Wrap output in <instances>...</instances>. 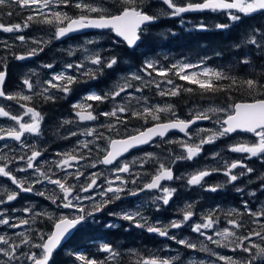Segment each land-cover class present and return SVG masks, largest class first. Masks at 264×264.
Segmentation results:
<instances>
[{
	"label": "snow or ice",
	"instance_id": "6c2138e0",
	"mask_svg": "<svg viewBox=\"0 0 264 264\" xmlns=\"http://www.w3.org/2000/svg\"><path fill=\"white\" fill-rule=\"evenodd\" d=\"M13 5L18 11L0 12V15L11 20L14 15H20L19 10L29 11L18 22L0 20V32L12 34L9 38L11 43L9 39H0V119L10 121L0 123V142H4L0 143V181L10 182H0V264H54L59 252H65L73 264H124V254L119 247L103 236L90 238L101 241L96 244V252L90 251L87 241L77 247L71 246L70 242L79 233L90 226L101 225L102 214L174 241L193 253L207 254L208 259L200 260L190 255L187 264H264V205L253 208L248 199L242 201L241 208H230L224 212L223 221L216 207L198 213L194 202L185 203L179 209L178 218L167 223L151 220L142 207L105 212L110 205L142 193H152L148 203L159 212L178 198L179 187L166 183L177 180H184L186 187H198L211 193L220 192L230 185L237 193L256 197L255 190H246L255 176L259 181L257 187L264 193V171L258 172L247 163L255 158L264 164V27H252L245 32L242 42L233 45L240 50L236 53L237 63L252 69L243 79L221 67L209 66L207 62L213 59L212 56L201 57L197 62L185 60L168 65L152 59L143 61L136 71L122 78L123 83L117 81L108 91L89 90L84 93L72 104L74 119H64L60 127L96 122L101 117L107 122L80 129L69 127L65 139L80 136L84 139H78L76 147L69 151L57 152V159L53 161H41L47 149L28 140L29 136L43 135L45 117L35 100L55 102L67 98L73 91V85L87 82L84 78L97 79L107 70L114 69L120 58L115 54L105 55L106 49L87 47L98 46L99 39H86L83 51L87 55L82 60L66 62L58 71L53 63L41 65L52 70L43 80H34L37 73L29 69L22 75L18 91L8 90L6 83L9 59H32L42 53L52 40L91 29L98 30L101 38L105 32L113 34V45L123 44L135 49L144 45L150 26L162 18H179L183 25L186 23L184 14L187 13H220L227 22L216 23L214 28L226 31L233 25H239L245 17L264 15V0H157L155 10L151 0H111L110 4L105 0H0V9ZM65 9L75 11L70 13ZM38 25L51 27L52 33L47 40L24 34L27 29ZM193 28L210 30V26L203 22L193 25ZM16 42L32 46L18 52L15 50ZM67 54L76 55L73 50ZM214 55L220 57L222 52L217 51ZM257 66L262 68L259 74L255 72ZM177 80L195 88L179 84ZM134 81L140 82L139 85ZM149 88H154L160 97H178L182 92H195L207 99L222 94L223 99L207 107L190 109V118L184 119L177 115L172 104L151 103L149 96L144 94ZM241 89L248 93L249 99L234 100L233 94ZM133 100L140 107L133 105ZM105 103L113 106L107 111H99V105ZM161 113L171 114L172 118L161 121ZM133 118L145 124L149 121L154 123L143 130L129 132L128 123ZM200 121H210L214 127L198 126L190 132L189 129ZM172 130L183 133L184 138L165 140ZM237 132L250 133L255 138L252 142L227 146L228 152L242 154L240 157L226 159L216 151L210 156L217 162L216 166L198 168L186 176L176 175L174 165L178 162L195 160L204 152L205 145ZM156 138L163 144L179 145L181 151L144 152L143 156L131 160L125 158L132 149L153 145ZM156 147L159 148L160 144ZM43 164L49 167L44 168ZM145 165L155 167L151 172L135 171L136 167L143 169ZM99 166H104L110 175L88 171ZM21 173L24 175H19ZM213 175H222L225 180L210 183L207 178ZM238 181H243V186ZM129 184L136 187L129 188ZM37 185L52 187L37 188ZM22 194L44 198L53 210L39 208L35 203L23 208L11 206ZM102 226L107 229L119 227L113 221L104 222ZM185 227L203 239L199 242L178 239L172 232ZM6 229L13 231L9 233ZM220 248L242 255H224L216 251ZM130 252L135 258L129 257L128 264H184L179 253L141 255L135 250Z\"/></svg>",
	"mask_w": 264,
	"mask_h": 264
},
{
	"label": "flooded vegetation",
	"instance_id": "af4514ba",
	"mask_svg": "<svg viewBox=\"0 0 264 264\" xmlns=\"http://www.w3.org/2000/svg\"><path fill=\"white\" fill-rule=\"evenodd\" d=\"M15 7L16 6L13 5L11 8H5L4 10L5 11H9V10L13 11V8H15ZM24 12L27 14L28 11H24ZM97 34H100V33L99 32H88V33H85L82 35L71 36L70 38L64 39L62 41L57 40L50 45L51 47H49V48L46 47L42 53H40L38 56H36L32 59L43 60L44 62H47V63H58L64 57V52L62 51V48H61L64 46V44H67L69 41L74 40V39L92 37V36L97 35ZM9 42L11 43V41H9ZM55 44L59 45V47H55ZM109 45H111V42L109 43ZM17 51L19 52L21 50L18 49ZM25 61H16L13 59H9V69H8L9 75H8V80L6 82L8 90L18 91L19 82L21 79L20 76L22 75L20 73L22 70L21 66H22V63H24ZM110 78H111L110 73L105 74L104 77H102V75L98 76V81L95 84V86L99 89H102L101 84L106 82V85H108ZM74 86L75 85H73V87ZM93 87H94V85L87 86L84 89H78L76 87L72 91L73 95L68 97L67 100L59 99L55 102H44V101L39 100V99L35 100V104H36L38 110H41L42 114L45 117L44 122L42 124L43 135L38 136V137L37 136H29L28 140H29V142H35L41 148L47 149L44 157L41 158V161H43V160L53 161V160L57 159L55 154L57 152H62V149L66 144L77 141L78 139H81L83 137V136L70 137L69 139H65L64 137L66 136V133H65L66 126L60 127L61 122L59 120H60V115L70 112V110L72 109L73 102L78 100L84 93L88 92L89 90H92ZM4 103H13V102H4ZM13 107L15 108L14 104H13ZM175 109H177V108H175ZM70 113H72V111ZM178 116H180V115L178 114ZM183 117L185 119L190 118V116H186V115H182V118ZM170 118H172V117H170ZM25 119H27V118H25ZM167 119L163 117V118H161V121H165ZM0 123H10V121H5V120L0 119ZM86 123H90V122H86ZM153 123H154L153 121H149L147 124H145L144 122H139V123L138 122H136V123L130 122L129 125H134L136 129L143 130L146 127L152 126ZM204 124L205 123L199 124V125H204ZM193 128L194 127L189 129V131L191 132L193 130ZM129 132H131V131H129ZM172 136L184 138V134L174 132V133L168 134L165 137V140L171 139ZM235 136H252V134H250V133H234L228 137H235ZM0 143H4V142H0ZM9 143L14 144V142H9ZM156 144H160V147L159 148L156 147ZM169 149H170V147H167V144L161 143L160 139L156 138V141L153 143V145H151V146L144 145L141 148L133 149L125 155V158L131 160V159L137 157V155L143 156L144 152H156L159 154L163 151L166 153ZM253 159L256 160L255 158H253ZM43 167L48 168L49 165L43 164ZM154 167H155V165H145V167L143 169L136 167L135 171H139L142 173L143 172H151V171H153ZM179 169L176 165H174V171H175L176 175H177V172L179 171ZM88 171L89 172L99 171V172H103V173L110 175V173H107V169L104 166H99L97 169H88ZM19 175H24V174L21 173ZM221 178H225V177H223L221 175ZM81 179L83 180V177ZM146 179H147V177H146ZM0 182L10 183L7 181H0ZM182 182H184V181H182ZM166 183L175 186V181L166 182ZM238 183H240V182H238ZM41 187L51 188L52 186L51 185H44V186L37 185V188H41ZM128 187L129 188H135L136 185L129 184ZM178 187H179V193L183 194V196H186V198L185 197L183 198L182 196H180L178 194V198H174L175 203H170L169 206L162 207V209L169 210L168 213H164L166 220L178 218L179 215L176 214L175 211L180 209V207L182 206V204H184V202L186 200H189L190 202H192V199H190V198H194L196 196L195 191H192V192L191 191H185V190H183V189H185L184 187H180V186H178ZM250 189L257 191L258 193L260 192L259 188L257 189V188H254L253 186H248V189H246V190H250ZM198 193H197V195H198ZM200 194L203 195V198L200 197L201 200L209 199L211 202H215L218 200L219 203L224 207L222 210V213L220 214L222 221L225 219L223 213L226 212L230 208H241L242 207V201L244 199H248L250 201H251V199H253V201L251 202V205H250L253 208H257L258 206L260 207V205H262L264 202V193H262V195L258 194L256 197L244 196L240 193H237L234 190V188L230 185L227 186L225 189L221 190L220 192H217V193L207 192L206 194H204V193H200ZM151 195H152V193H142L140 196H137V197H128L122 201H118L115 204L110 205V208L106 209L105 212H107L109 210L119 211L121 208L134 210L136 207H142L145 210V214L149 215L151 220H155L158 218L161 219V215L156 214L157 212L155 211V208L150 203H148L149 197ZM188 197H190V198H188ZM261 197H263L262 198L263 200H258V198H261ZM97 199H100V198L97 197ZM32 203H35L39 208H46L49 211L53 210V206L50 205L49 201L45 200L42 197L34 196L31 194H22L20 196V198L17 201L13 202V204L11 206H15L17 208H23V207L28 206L29 204H32ZM88 203H90V202H88ZM198 204L201 205L200 202H198L197 205ZM108 221H113L114 223L118 224L119 227L113 228V229L104 228L102 226L103 223L108 222ZM162 223H164V222H162ZM47 227H48V225L46 223V225H45L46 230H47ZM126 229H128V230H126ZM6 231L11 233V231H13V230L6 229ZM172 232L176 236H179V235H181L182 237L187 236L188 239L195 242V235H194L195 233H192L188 227H185L181 230H172ZM93 236H103L105 238V240L114 242L115 245H117L119 247L120 251L124 254V264H128L129 257H131L132 259L135 258V257L131 256L130 250H135L136 252L140 253L141 255H144L147 253H155V252H159L160 255H163L165 253H169L172 251V250L171 251H165V250L171 249L170 247H172V246L169 247V245L171 243H174V241L160 237L156 234H149L142 229L130 227L129 223L126 221H122L120 219L110 217L106 214H102L101 225L90 226L89 229L79 233L77 235V237L74 238V240L70 242L71 246L77 247V246L84 244L87 241L89 244L90 251L96 252V244L100 243L101 241L90 240V238ZM147 242L153 243V245H154L149 250H147V248H146ZM163 244H165V246H166L165 249L163 248ZM219 251L224 255H239L240 254V253L234 254V253L230 252L228 249H223V248H220ZM187 252L192 254V252L188 249H187ZM198 254H201V253H198ZM55 259H60V262L58 264H73V261L68 257V255L65 252H59L55 256Z\"/></svg>",
	"mask_w": 264,
	"mask_h": 264
},
{
	"label": "trees",
	"instance_id": "16d2710c",
	"mask_svg": "<svg viewBox=\"0 0 264 264\" xmlns=\"http://www.w3.org/2000/svg\"><path fill=\"white\" fill-rule=\"evenodd\" d=\"M106 4H110L111 0H105ZM153 9L157 7V0H151ZM0 9V12L6 13L7 11ZM15 7L13 11H17ZM20 15H14L11 20L6 15H0V20L5 23L12 22L13 20L19 21L26 14L24 11L19 10ZM186 23L181 25L179 18H162L155 25L150 26V32L144 45L139 48L129 49L125 45H113V35L107 33L108 43L111 42V50L108 54H115L120 58V62L124 61L131 68L140 67L145 60H150V57L159 58V52L167 51L175 55L177 58H186L190 61L199 60L204 56H212L213 59L207 63L211 67H221L224 70L236 75L243 79L252 71L251 68H244L237 63L238 57L236 55L239 49L233 47L234 44L242 42L244 34L252 27H264V15H254L253 17H245L239 25H233L226 31H219L214 28L216 23H225L227 19L220 13H199V14H184ZM206 23L210 26L208 31H197L193 25L197 23ZM174 33V34H173ZM220 51L222 55L216 57L215 52ZM122 65L118 64L116 70H122ZM262 71L261 66L255 67V72L259 74ZM177 83L184 84L189 87L195 86L187 85L185 81L177 80ZM223 99L222 94L211 99L201 98L198 93L182 92L178 97H169L170 104L177 108V111L184 115L185 108L197 103L210 104L219 103ZM233 99L236 101L249 99L248 93L241 89L233 94ZM250 166L257 169L258 172L264 171V164L252 159L249 161ZM255 178V177H254ZM259 181L253 179V183L248 186L257 188ZM242 184V182H240ZM259 195H262L259 192ZM153 243L147 242L146 248L149 250ZM60 259H55L54 264H58Z\"/></svg>",
	"mask_w": 264,
	"mask_h": 264
},
{
	"label": "rangeland",
	"instance_id": "374dc122",
	"mask_svg": "<svg viewBox=\"0 0 264 264\" xmlns=\"http://www.w3.org/2000/svg\"><path fill=\"white\" fill-rule=\"evenodd\" d=\"M65 10L66 11H70V13L75 11L73 9H65ZM22 11H29V10L28 9H24ZM12 22H17V21L13 20ZM51 33H52V29H51L50 26L38 25V26H36L34 28L27 29L24 34L26 36H29V37H38V38H42L44 40H47L48 37L51 35ZM11 36H12V34L0 32V39H9ZM93 38L99 39V45L98 46H87V47H89V48L98 47L100 49H106L107 51L104 52V54L108 55V52L111 50V47L109 46V43H108L109 41H108L107 33H104L102 38L100 37V34H97V35H94L92 37L74 39V40L69 41L67 44H64L63 47H61L62 51L64 52V57L58 63H53L56 66L55 70H57V71L60 70L61 67L66 62H76V61L82 60L83 57L85 55H87V53H85L83 51V48L85 47L84 41L86 39H93ZM9 41H11V40L9 39ZM55 41H57V40H52V42L50 44H48L47 46H45V48L46 47H48V48L51 47L50 45L53 42H55ZM31 46L32 45H30V44L27 45V46H22V45L19 44V42H16L15 50L17 51L19 49L21 51H24L25 47H31ZM55 47H59V45L55 44ZM69 50L75 51L76 55L69 56L67 54ZM159 54L161 55L159 58L150 57V60L159 59L161 64H163V65H168V64H170L172 62H176V61H185V60L190 61L189 59H186V58H177V57H175L174 54H172L170 52H167V51H161V52H159ZM165 57H167V59H165ZM199 60L191 61V62H197ZM45 63H47V62H44L43 60H37V59L26 60L24 63H22V66H21L22 70H21L20 73L23 75L24 73H27L29 71V69H33L37 73V76H34L33 79L35 80V79L39 78V79L43 80V79L47 78V73L52 71V70L44 69V68L41 67V65H43ZM118 64L122 65L121 66L122 70L117 71L116 70V66H115L114 69L107 70L102 75V77H104V75L107 74V73L111 74V78H110V81L108 82V85H106V82L101 84V86H102L101 88L102 89H99V88H97L95 86V84L98 81V77L95 80H90V79L84 78V79L87 80V82H82V83L75 84L73 89L76 88V87L78 89H84L87 86L94 85L92 90L99 91V92L108 91L109 89H111L116 84L117 81H120L121 83H123L122 78L126 77V76H129L131 72L136 71L137 68H138V67L137 68H131L128 64H125L124 61H121ZM89 66H91V65H89ZM22 75L20 77H22ZM133 83L138 86L140 82L134 81ZM18 90H20V88ZM144 94L149 96L150 101L153 104H161V105H163L164 103H169L170 104L169 97H160V96L156 95L154 88L146 89ZM71 95H73V92L68 97H70ZM137 95L139 96L141 94L137 93ZM68 97L67 98H62V100H67ZM125 99L127 100V97H125ZM132 103L136 107H140V105L136 104L135 100H133ZM112 106L113 105L111 103L101 104V105H99V109L98 110L99 111H107ZM207 106H208V104H202V103H197V104H194V105L192 104V105H190L189 107H187L185 109L184 115L189 116V110L190 109L195 110L197 108H203V107H207ZM71 111L73 113V109H71L70 112ZM175 111H176L177 115L179 114L180 115L179 117L182 118V115L177 111V109H175ZM70 112L60 115V120L59 121L62 122L66 118H73L74 119V116ZM163 117L166 118V119L167 118L170 119L171 114L161 113V118H163ZM102 122H107L104 117H101L96 122L72 125V127L71 126H66L65 133L67 135L69 127L73 128V129H80V128H84L85 126L98 125V124H100ZM130 122H133V123L138 122L139 123V122H143V121L137 120V119H134V118L131 119L129 121V123H128V130L129 131H133L136 128H135L134 125H129ZM198 126L199 127H203V128H213L214 124L212 122H210V121H207V123H205L204 125L195 126L192 131H194L195 128L198 127ZM100 131H104L106 133V135L108 134L104 128H100ZM81 139H84V137H82ZM88 139H91V138L89 137ZM171 139L175 140V139H182V138L181 137H177V136H172ZM254 139L255 138L253 136L224 137V138H221V139L217 140L214 144L205 145L204 146V152L201 154V156L197 157L195 160H193V161H182V162H178L176 164L178 169L180 168L179 171L177 172V175L186 176L188 173H191V172H193L194 170H196L198 168H203V167H209L210 168V167L216 166L217 162L211 160V158H210L211 153L216 152V151H220L224 155V157L226 159H235L237 157H240L242 154L228 152L227 151V146L229 144L243 142V141L252 142ZM75 147H76V141L71 142L69 144H66L63 147L62 152L69 151V150H71V149H73ZM167 147H170L169 150H171L173 152H177L178 153V152L181 151V149L179 148V145H177V144H167ZM137 157H138V155H137ZM248 162L249 161H247V163ZM254 177L255 176H253V179L256 180ZM245 179H247V178H245ZM207 180L210 183H217V182L224 181L225 178H221V175H213V176L207 178ZM182 181H184V180L175 181V186L178 185L180 187H184L185 189H183V190H185V191H191V192L195 191L196 192V196L194 198L188 197V198L192 199V202H190L189 200H186L184 202V204H182L180 209L184 207L185 203H193L194 202L196 204V210L198 211V213H203V212L207 211L209 208H212V207H216L219 210V213H218L219 215L222 213V210H223L224 207L219 203L218 200L215 201V202H211L209 199L201 200L200 197L203 198V195H201L200 193L206 194L207 192H205L202 188H198V187H191V188L190 187H186V186H184L185 183L182 182ZM238 182H242V184H240ZM238 182L237 183L239 185L243 186V183H244L243 181H238ZM197 193H198V195H197ZM258 194L259 193L257 192V195ZM179 195L182 196L183 198L184 197L186 198V196H183V194H181V193H179ZM262 198L263 197L258 198V200H263ZM252 201H253V199H251V202ZM198 202H200L201 205H199V204L197 205ZM262 205H264V202H263ZM257 208H259V206ZM168 212H169V210H167V209H162L161 211L157 212L156 214H160L161 215V219L160 218H158V219L161 220V222L167 223L169 220L165 219V214L164 213H168ZM175 213L179 215V209L176 210ZM245 220H247V217H245ZM194 235H195V242H199L200 240L203 239L201 237H198L196 234H194ZM177 238L178 239L179 238H187V236H183L182 237L181 235H179V236H177ZM204 243H208V242L204 241ZM170 246H172V247H170ZM209 246L212 247V248H215L214 245H209ZM169 247L171 248L172 251L169 252V253H165L163 255H176L177 253H179L180 257L184 260V264H187V259H188V257L190 255L195 257L197 260L208 259L207 254H205V253L198 254V253H193V252H192V254L188 253L186 248H184L183 246L181 247V245H178L175 242L171 243L169 245ZM163 248L164 249L166 248L165 244H163ZM216 251H219V249H216ZM239 255H242V254L240 253Z\"/></svg>",
	"mask_w": 264,
	"mask_h": 264
},
{
	"label": "water",
	"instance_id": "95a60500",
	"mask_svg": "<svg viewBox=\"0 0 264 264\" xmlns=\"http://www.w3.org/2000/svg\"><path fill=\"white\" fill-rule=\"evenodd\" d=\"M203 13H205V12H203ZM187 14H199V13H187ZM88 32H98V30H87V32L86 33H88ZM81 34H85V33H75V34H72V35H70L69 37H66V38H63V39H61V40H59V41H62V40H64V39H67V38H70L71 36H76V35H81ZM207 121H200V122H198V124H203V123H206ZM197 124V125H198ZM194 126H196V125H193L192 127H194ZM174 132H176V133H180V134H183V133H181V132H179L178 130H172V131H170L168 134H170V133H174ZM237 133H243V132H237ZM234 134V133H233ZM136 149V148H135ZM133 150V149H132ZM131 151V150H130ZM127 154V153H126ZM125 154V155H126Z\"/></svg>",
	"mask_w": 264,
	"mask_h": 264
}]
</instances>
